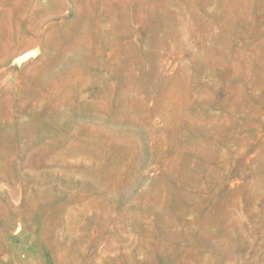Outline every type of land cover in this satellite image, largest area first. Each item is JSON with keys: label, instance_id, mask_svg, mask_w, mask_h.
<instances>
[{"label": "rangeland", "instance_id": "374dc122", "mask_svg": "<svg viewBox=\"0 0 264 264\" xmlns=\"http://www.w3.org/2000/svg\"><path fill=\"white\" fill-rule=\"evenodd\" d=\"M0 264H264V0H0Z\"/></svg>", "mask_w": 264, "mask_h": 264}]
</instances>
